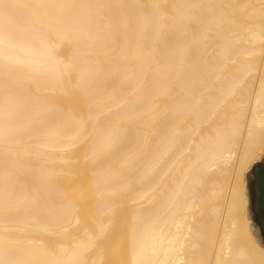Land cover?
<instances>
[{
	"label": "bare ground",
	"instance_id": "1",
	"mask_svg": "<svg viewBox=\"0 0 264 264\" xmlns=\"http://www.w3.org/2000/svg\"><path fill=\"white\" fill-rule=\"evenodd\" d=\"M264 0H0V264H264Z\"/></svg>",
	"mask_w": 264,
	"mask_h": 264
},
{
	"label": "rangeland",
	"instance_id": "2",
	"mask_svg": "<svg viewBox=\"0 0 264 264\" xmlns=\"http://www.w3.org/2000/svg\"><path fill=\"white\" fill-rule=\"evenodd\" d=\"M262 162H264V158L260 163L256 164L255 166L251 168L250 172L248 173L246 177V181H247V193H248V210H249V217L251 220V224H252L253 229L255 230L259 238L261 239V241L264 243V234H262L261 232V229L262 228L264 229V226H262L261 217L252 208L251 195H250V185L252 181L254 180L253 170L255 167L262 164Z\"/></svg>",
	"mask_w": 264,
	"mask_h": 264
},
{
	"label": "flooded vegetation",
	"instance_id": "3",
	"mask_svg": "<svg viewBox=\"0 0 264 264\" xmlns=\"http://www.w3.org/2000/svg\"><path fill=\"white\" fill-rule=\"evenodd\" d=\"M260 170H264V162L262 164L258 165L254 168L253 174H254V180L252 181L250 185V195H251V205L253 210L260 216L261 207L259 206V183H258V172Z\"/></svg>",
	"mask_w": 264,
	"mask_h": 264
},
{
	"label": "water",
	"instance_id": "4",
	"mask_svg": "<svg viewBox=\"0 0 264 264\" xmlns=\"http://www.w3.org/2000/svg\"><path fill=\"white\" fill-rule=\"evenodd\" d=\"M258 183H259V206L261 207L260 217L262 226H264V170L258 172ZM262 234H264V229H261Z\"/></svg>",
	"mask_w": 264,
	"mask_h": 264
}]
</instances>
